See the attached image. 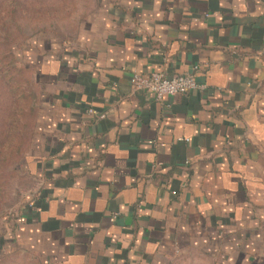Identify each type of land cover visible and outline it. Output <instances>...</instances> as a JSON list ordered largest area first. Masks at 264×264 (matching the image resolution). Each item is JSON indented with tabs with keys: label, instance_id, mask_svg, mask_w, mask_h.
<instances>
[{
	"label": "crops",
	"instance_id": "crops-1",
	"mask_svg": "<svg viewBox=\"0 0 264 264\" xmlns=\"http://www.w3.org/2000/svg\"><path fill=\"white\" fill-rule=\"evenodd\" d=\"M96 8L37 62V186L14 246L42 264H171L195 250L264 264V0ZM136 72L204 89L159 101L133 93Z\"/></svg>",
	"mask_w": 264,
	"mask_h": 264
},
{
	"label": "rangeland",
	"instance_id": "rangeland-1",
	"mask_svg": "<svg viewBox=\"0 0 264 264\" xmlns=\"http://www.w3.org/2000/svg\"><path fill=\"white\" fill-rule=\"evenodd\" d=\"M97 5L98 0H0V264H42L13 243L16 216L37 186L30 173L42 92L37 62L41 52L54 56L55 45L70 46ZM171 264L217 263L195 250Z\"/></svg>",
	"mask_w": 264,
	"mask_h": 264
},
{
	"label": "built area",
	"instance_id": "built-area-1",
	"mask_svg": "<svg viewBox=\"0 0 264 264\" xmlns=\"http://www.w3.org/2000/svg\"><path fill=\"white\" fill-rule=\"evenodd\" d=\"M131 87L133 93L153 94L159 101L166 96L186 95L193 90L204 89L189 75L168 77L163 73L144 75L138 72L132 76Z\"/></svg>",
	"mask_w": 264,
	"mask_h": 264
}]
</instances>
